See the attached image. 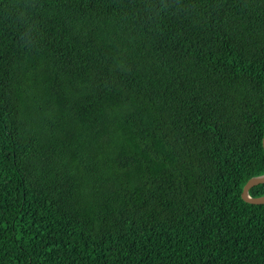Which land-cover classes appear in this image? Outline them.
Listing matches in <instances>:
<instances>
[{"label": "trees", "instance_id": "1", "mask_svg": "<svg viewBox=\"0 0 264 264\" xmlns=\"http://www.w3.org/2000/svg\"><path fill=\"white\" fill-rule=\"evenodd\" d=\"M263 133L264 0H0V264H264Z\"/></svg>", "mask_w": 264, "mask_h": 264}, {"label": "water", "instance_id": "2", "mask_svg": "<svg viewBox=\"0 0 264 264\" xmlns=\"http://www.w3.org/2000/svg\"><path fill=\"white\" fill-rule=\"evenodd\" d=\"M262 145L264 149V133L262 138ZM259 183H264V174L250 177L242 187L241 197L244 201L250 203H264V194L259 196H251L249 189Z\"/></svg>", "mask_w": 264, "mask_h": 264}, {"label": "bare ground", "instance_id": "3", "mask_svg": "<svg viewBox=\"0 0 264 264\" xmlns=\"http://www.w3.org/2000/svg\"><path fill=\"white\" fill-rule=\"evenodd\" d=\"M262 175V174H261Z\"/></svg>", "mask_w": 264, "mask_h": 264}]
</instances>
